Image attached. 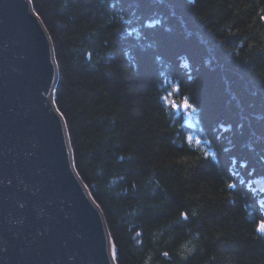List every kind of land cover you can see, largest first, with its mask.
Returning <instances> with one entry per match:
<instances>
[{
	"label": "trees",
	"instance_id": "1",
	"mask_svg": "<svg viewBox=\"0 0 264 264\" xmlns=\"http://www.w3.org/2000/svg\"><path fill=\"white\" fill-rule=\"evenodd\" d=\"M30 3L114 263L264 264V0Z\"/></svg>",
	"mask_w": 264,
	"mask_h": 264
},
{
	"label": "water",
	"instance_id": "2",
	"mask_svg": "<svg viewBox=\"0 0 264 264\" xmlns=\"http://www.w3.org/2000/svg\"><path fill=\"white\" fill-rule=\"evenodd\" d=\"M57 67L29 0H0V264H115L53 103Z\"/></svg>",
	"mask_w": 264,
	"mask_h": 264
},
{
	"label": "snow or ice",
	"instance_id": "3",
	"mask_svg": "<svg viewBox=\"0 0 264 264\" xmlns=\"http://www.w3.org/2000/svg\"><path fill=\"white\" fill-rule=\"evenodd\" d=\"M174 91H175L177 94H179V89H174ZM171 95H172V93L170 92V93H169V96H171ZM163 99H164L166 102L168 101V97H164ZM171 106H172L173 108H180V107H181V105L176 104V102H175L174 100L171 101ZM189 107H190V105H189L188 102H187V98H185L184 103H183V108L187 109V108H189ZM228 186H229L230 188L233 187L232 184H229ZM258 230L264 232V223H261V224L259 225ZM165 255H167V253H165Z\"/></svg>",
	"mask_w": 264,
	"mask_h": 264
},
{
	"label": "bare ground",
	"instance_id": "4",
	"mask_svg": "<svg viewBox=\"0 0 264 264\" xmlns=\"http://www.w3.org/2000/svg\"><path fill=\"white\" fill-rule=\"evenodd\" d=\"M30 1V0H29ZM30 5H31V3H30ZM33 10V9H32Z\"/></svg>",
	"mask_w": 264,
	"mask_h": 264
}]
</instances>
